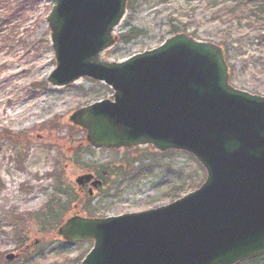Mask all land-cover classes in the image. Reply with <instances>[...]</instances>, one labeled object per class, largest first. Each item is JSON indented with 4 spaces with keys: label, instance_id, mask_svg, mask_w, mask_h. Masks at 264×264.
<instances>
[{
    "label": "water",
    "instance_id": "95a60500",
    "mask_svg": "<svg viewBox=\"0 0 264 264\" xmlns=\"http://www.w3.org/2000/svg\"><path fill=\"white\" fill-rule=\"evenodd\" d=\"M54 2L47 81L65 87L87 76L113 90V98L74 110L71 124L97 148L151 144L192 154L206 170L199 187L151 209L73 212L57 236L93 242L81 264H238L264 254V95L232 84L224 47L177 32L111 59L128 0ZM76 182H90V195L102 184L91 173Z\"/></svg>",
    "mask_w": 264,
    "mask_h": 264
},
{
    "label": "rangeland",
    "instance_id": "374dc122",
    "mask_svg": "<svg viewBox=\"0 0 264 264\" xmlns=\"http://www.w3.org/2000/svg\"><path fill=\"white\" fill-rule=\"evenodd\" d=\"M22 1L0 0V264H56L82 257L92 242L62 249L55 234L59 223L46 226L40 217L50 200L67 204L60 222L76 211L89 216L143 211L169 202L167 195L177 188L183 195L197 188L206 170L182 151L160 152L151 145L93 147L69 116L82 105L111 97L113 91L88 77L67 88H53L46 78L55 66L47 21L54 1L29 0L25 8L19 5ZM198 3L195 0L194 6ZM202 4L197 6V37L216 40V23L208 21ZM179 8L169 1L137 0L117 27V42L107 57L124 59L159 45L175 33L170 15H177ZM191 25L190 34L196 22ZM131 29L141 34L128 38ZM240 36L234 39L245 45L248 56L256 45L247 49L252 36ZM236 64L232 83L264 95V69L244 70L240 60ZM85 173H104V184L92 196L88 186L76 183ZM9 253L16 257L8 259ZM256 264H264V258Z\"/></svg>",
    "mask_w": 264,
    "mask_h": 264
},
{
    "label": "trees",
    "instance_id": "16d2710c",
    "mask_svg": "<svg viewBox=\"0 0 264 264\" xmlns=\"http://www.w3.org/2000/svg\"><path fill=\"white\" fill-rule=\"evenodd\" d=\"M29 0H23L19 5L22 8L26 7V2ZM137 0H129L128 7L131 8ZM164 2H170L180 8L181 10L177 13L173 12L170 15L172 20V28L174 32L177 31H187L192 27V23L196 22L194 25L193 35L197 36L200 30V10L198 7L205 6L208 11L209 22L216 23V28L213 32L214 38L218 43L224 46L227 54V59L229 61L232 77L236 71V60L242 62V67L246 70L248 67H252L253 70L262 67L264 69V0H198V4L194 6L195 0H163ZM144 2H150V0H144ZM202 2V3H201ZM184 17H187L186 20ZM141 34V31L131 29L128 38H135ZM251 35L252 44L247 47H252L254 44L256 48H252L253 52L246 56L244 49L245 45L239 44L234 37L240 35ZM123 38H126L123 36ZM248 49V48H247ZM233 60V61H232ZM101 176V174L99 173ZM181 188H177L176 192H170L167 198L173 200L180 197L183 193L180 192ZM67 204H54V200H50L47 203L45 212L40 214V217L44 225L54 226L60 222L62 213L67 208ZM53 226V227H54ZM62 249L73 246L74 244L62 243ZM25 245H23L24 247ZM82 257L68 258L66 262L56 263V264H79ZM264 256H259L246 260L247 262H252L256 264ZM245 262V261H244ZM243 263V262H242ZM241 263V264H242Z\"/></svg>",
    "mask_w": 264,
    "mask_h": 264
},
{
    "label": "flooded vegetation",
    "instance_id": "af4514ba",
    "mask_svg": "<svg viewBox=\"0 0 264 264\" xmlns=\"http://www.w3.org/2000/svg\"><path fill=\"white\" fill-rule=\"evenodd\" d=\"M85 186H88V185H85ZM85 186H84V187H85ZM84 187H83V188H84Z\"/></svg>",
    "mask_w": 264,
    "mask_h": 264
}]
</instances>
